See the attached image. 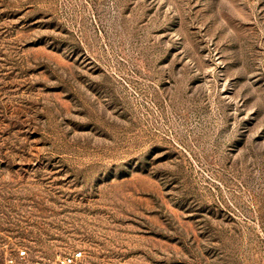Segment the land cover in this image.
I'll return each mask as SVG.
<instances>
[{
    "label": "rangeland",
    "instance_id": "obj_1",
    "mask_svg": "<svg viewBox=\"0 0 264 264\" xmlns=\"http://www.w3.org/2000/svg\"><path fill=\"white\" fill-rule=\"evenodd\" d=\"M264 264V0H0V264Z\"/></svg>",
    "mask_w": 264,
    "mask_h": 264
},
{
    "label": "built area",
    "instance_id": "obj_2",
    "mask_svg": "<svg viewBox=\"0 0 264 264\" xmlns=\"http://www.w3.org/2000/svg\"><path fill=\"white\" fill-rule=\"evenodd\" d=\"M83 258V252L77 251L69 255H59L56 258V264H79ZM19 262L15 257H9L6 259L5 264H43L39 260H30L27 250H19L18 253Z\"/></svg>",
    "mask_w": 264,
    "mask_h": 264
}]
</instances>
